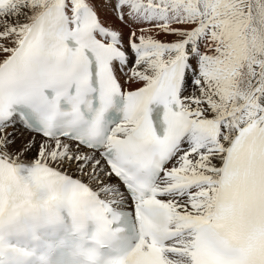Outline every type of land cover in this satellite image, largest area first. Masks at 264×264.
<instances>
[{"label": "snow or ice", "instance_id": "6c2138e0", "mask_svg": "<svg viewBox=\"0 0 264 264\" xmlns=\"http://www.w3.org/2000/svg\"><path fill=\"white\" fill-rule=\"evenodd\" d=\"M0 264H264V0H0Z\"/></svg>", "mask_w": 264, "mask_h": 264}]
</instances>
